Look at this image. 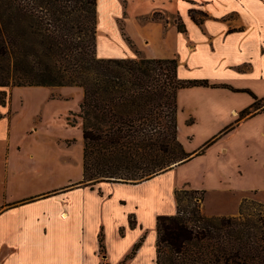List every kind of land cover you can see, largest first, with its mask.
I'll return each instance as SVG.
<instances>
[{"label": "crops", "instance_id": "crops-1", "mask_svg": "<svg viewBox=\"0 0 264 264\" xmlns=\"http://www.w3.org/2000/svg\"><path fill=\"white\" fill-rule=\"evenodd\" d=\"M108 1L114 8L106 17L115 19L116 27L114 34L107 33L97 0V57H135L117 24L123 19L126 36L145 57L175 58L178 78L206 80L209 85L176 92L177 138L190 159L136 184L102 181L94 188L100 190L103 201H116L120 197L107 195L110 187L138 188L155 179L168 180L174 203L169 211H154L155 239L156 216L176 212L174 191L183 186L204 192L203 212L212 194L238 195L234 210L205 213L236 215L246 193L264 191V185L256 183L258 173L264 182V153L258 152L264 146V105L239 117L254 96L264 97V0H164L147 13H128L117 0ZM191 8L205 13L200 24L191 18ZM155 11L179 16L185 30L179 31L173 21L142 19ZM20 87H39L42 95L15 101L11 94L8 103L0 104V264H58V257L45 256L46 248L78 246L84 237L72 227L68 210L61 206L63 197L75 189L95 190L81 183L84 141L80 121L75 115L78 120L68 122L72 113L79 112L83 90L75 85ZM20 87H13L12 92ZM72 97L74 102L66 101ZM61 98L63 103L55 100ZM120 203L126 210L120 230L125 234L127 229H138V241L145 239L147 226L137 207L126 200ZM112 208L103 202L95 209L93 222L99 232L104 229L99 210L114 215ZM130 214L135 227L129 225ZM61 235L68 236L66 243Z\"/></svg>", "mask_w": 264, "mask_h": 264}, {"label": "trees", "instance_id": "trees-1", "mask_svg": "<svg viewBox=\"0 0 264 264\" xmlns=\"http://www.w3.org/2000/svg\"><path fill=\"white\" fill-rule=\"evenodd\" d=\"M159 13L142 19L157 21ZM189 14L198 24L205 17L193 8ZM173 22L185 30L179 16ZM96 23L97 0H0V104L13 87H81V183L136 184L190 159L177 138L176 92L209 84L178 78L175 58L97 57ZM263 105L254 96L239 117ZM174 197L176 212L156 216L154 264H264V202L244 201L236 215H207L203 191L177 189Z\"/></svg>", "mask_w": 264, "mask_h": 264}, {"label": "rangeland", "instance_id": "rangeland-1", "mask_svg": "<svg viewBox=\"0 0 264 264\" xmlns=\"http://www.w3.org/2000/svg\"><path fill=\"white\" fill-rule=\"evenodd\" d=\"M128 9V13H136L143 11L144 13L149 12L153 6H161L164 0H117ZM113 6L109 4L108 0H99V9L101 15L102 25L105 26L107 33H113L115 31V19L106 17L107 11L113 10ZM106 10V12H105ZM158 14L160 17L159 20L169 22L174 21L175 15L170 14L166 11H159ZM119 28L123 29V20L120 19L117 21ZM96 33H97V23H96ZM117 35V33H116ZM107 43V40H103ZM132 50L135 52V56H144L142 52L136 49L129 42ZM20 87V86H19ZM32 88V89H31ZM20 87L11 91L13 100H17L18 97L26 98L39 94L42 95L39 87ZM59 100L60 103H63L64 99H55ZM68 102H74L75 97H72L71 100H66ZM48 103H50L48 101ZM77 113H72L68 117V122L73 123L78 119L75 116ZM264 140V139H263ZM260 139L261 143L263 141ZM237 153H244L246 150H236ZM259 153H264V146L259 147ZM259 179V185H264L262 177L260 174H257ZM169 183L166 179H155L150 185L143 187L133 188V187H124V188H112L108 190V194L112 196L120 197L116 201L105 198L103 201L100 196V190L94 188L95 190H90L88 188L75 189L70 191L63 197L61 206L65 207L68 210L69 217L72 218V227L78 228L81 230V233L84 234L83 240L78 246L63 244L61 246H50L46 248V255H53L58 257V264H154V224H153V213L155 210L160 211H169L172 207L173 199L170 194ZM181 190L189 191L191 188L183 186ZM19 193L21 189L18 190ZM182 195H184L182 193ZM184 197V196H182ZM186 199V196L184 197ZM238 199V195H234L228 192L220 193L218 195L212 194L208 197L204 205V213L207 211L219 210L222 212L234 210L235 203ZM126 200L129 205L137 207L138 214L141 220L146 224L147 235L140 246L136 251L135 256L131 258H125L131 251L133 245L138 241L140 232L138 229H127L124 234L120 230L121 223L123 222L125 206L120 203V201ZM204 200V199H203ZM255 201V202H264V191H251L245 194L242 201ZM109 204L114 210L113 214H110L109 211L102 212L100 211L99 219L100 225L104 227L103 232H99L98 225L95 226L93 218L95 216V209H100L102 203ZM114 203L117 205L114 206ZM240 206V204H239ZM238 206V208H239ZM129 208V207H128ZM127 208V209H128ZM132 213L136 211L131 208ZM130 214V218H131ZM118 225H120L118 227ZM64 227H67L64 225ZM101 233L102 244L104 246V253L100 251L99 243L97 242L96 235ZM104 233V234H103ZM68 236L61 235L62 243H66L69 238ZM82 256L83 258L81 259Z\"/></svg>", "mask_w": 264, "mask_h": 264}]
</instances>
